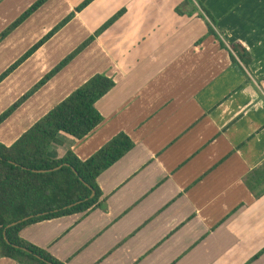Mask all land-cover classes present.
I'll return each instance as SVG.
<instances>
[{
	"label": "crops",
	"instance_id": "1",
	"mask_svg": "<svg viewBox=\"0 0 264 264\" xmlns=\"http://www.w3.org/2000/svg\"><path fill=\"white\" fill-rule=\"evenodd\" d=\"M35 1L0 0V32ZM83 1L44 0L0 39L6 68L66 19L0 80L2 113L93 36L0 123V143L103 73L102 121L80 139L58 132L49 154L84 160L120 132L133 145L97 176L96 205L19 236L64 264H264V0H205L213 24L195 0Z\"/></svg>",
	"mask_w": 264,
	"mask_h": 264
},
{
	"label": "trees",
	"instance_id": "2",
	"mask_svg": "<svg viewBox=\"0 0 264 264\" xmlns=\"http://www.w3.org/2000/svg\"><path fill=\"white\" fill-rule=\"evenodd\" d=\"M43 1H35L0 34V39ZM90 1L84 0L77 9L82 8ZM195 1L201 9L199 15L205 16L213 24L215 19L207 10L204 4L205 0ZM122 11L115 13L94 34H99L108 27ZM65 21L66 19L61 21L11 64L0 75V80L47 40ZM207 27L208 33L215 35L218 39V34L208 22ZM92 39L93 36L83 41L74 51L46 73L28 92L4 110L0 114V123L27 96L67 64ZM219 42L222 47H225L221 39ZM230 48L235 56L247 66L250 60L247 50L240 43H233ZM231 58L236 61L233 54H231ZM113 86L114 81L111 77L103 73L93 74L36 120L10 145L0 143V257L10 258L17 264H64L46 250L22 239L19 236V231L27 224L82 212L98 203L101 191L96 183V178L132 147L133 142L129 136L123 132L114 135L84 160H80L70 150L62 157L55 158L49 154L48 149L60 131L78 139L92 131L102 121V116L94 104ZM247 184L251 189L254 188L252 183ZM92 190L94 195L89 197ZM75 202L78 203L68 206ZM24 217L28 218L8 226ZM261 251L254 257L259 255Z\"/></svg>",
	"mask_w": 264,
	"mask_h": 264
},
{
	"label": "rangeland",
	"instance_id": "3",
	"mask_svg": "<svg viewBox=\"0 0 264 264\" xmlns=\"http://www.w3.org/2000/svg\"><path fill=\"white\" fill-rule=\"evenodd\" d=\"M6 28H7V27H6ZM6 28H5V29H6ZM5 29H4V30H5ZM4 30H2L1 32H3ZM1 32H0V33H1ZM9 60H10V59H9ZM1 63H3V61H0V75H2L3 72L8 68V67L4 68L5 65L3 66V64H1ZM3 68H4V69H3ZM0 106H1V105H0ZM0 114H1V113H0ZM0 258H1V257H0ZM10 261H11V260L8 261V260H6V259H3V262H5V263H7V262H8V263H11ZM15 262H16V261H15Z\"/></svg>",
	"mask_w": 264,
	"mask_h": 264
},
{
	"label": "water",
	"instance_id": "4",
	"mask_svg": "<svg viewBox=\"0 0 264 264\" xmlns=\"http://www.w3.org/2000/svg\"><path fill=\"white\" fill-rule=\"evenodd\" d=\"M60 167V166H59ZM94 195V191L92 190V192H91V194H90V196L89 197H92ZM79 202V201H78ZM78 202H75V203H72V204H70V205H68V206H72V205H74V204H76V203H78ZM28 217H24V218H22V219H20V220H18V221H15V222H12V223H10L8 226H11V225H14V224H16V223H18V222H20V221H23V220H26Z\"/></svg>",
	"mask_w": 264,
	"mask_h": 264
}]
</instances>
